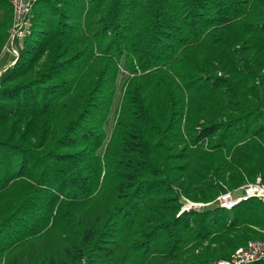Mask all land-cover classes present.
<instances>
[{
  "label": "trees",
  "instance_id": "obj_1",
  "mask_svg": "<svg viewBox=\"0 0 264 264\" xmlns=\"http://www.w3.org/2000/svg\"><path fill=\"white\" fill-rule=\"evenodd\" d=\"M32 15L0 73V264H218L264 239V202H217L264 184V0ZM12 24L0 0V65Z\"/></svg>",
  "mask_w": 264,
  "mask_h": 264
},
{
  "label": "built area",
  "instance_id": "obj_2",
  "mask_svg": "<svg viewBox=\"0 0 264 264\" xmlns=\"http://www.w3.org/2000/svg\"><path fill=\"white\" fill-rule=\"evenodd\" d=\"M13 6V24L9 39L3 48V54H9L14 65L19 56V42L31 35L33 28V8L37 0H10ZM264 202V184L259 177L255 183L243 186L240 192L225 191L217 199L220 207L233 209L251 199ZM212 203L195 202L187 199L182 212L203 210ZM264 264V239L250 240L246 245L238 248L230 259L221 260L218 264Z\"/></svg>",
  "mask_w": 264,
  "mask_h": 264
},
{
  "label": "rangeland",
  "instance_id": "obj_3",
  "mask_svg": "<svg viewBox=\"0 0 264 264\" xmlns=\"http://www.w3.org/2000/svg\"><path fill=\"white\" fill-rule=\"evenodd\" d=\"M8 58L10 59V56H9ZM4 59H6V58H4ZM9 59L6 60V63L0 65V73H1L2 70L5 71L7 68L12 67V65L8 66V63L10 62ZM4 65H5V66H4ZM7 66H8V67H7ZM5 68H6V69H5ZM123 78H124V77L121 78V81L123 80ZM217 206H218L217 204H213L210 208H211V209H214V208H216ZM190 211H191V210H190ZM184 212H186V211H184Z\"/></svg>",
  "mask_w": 264,
  "mask_h": 264
}]
</instances>
